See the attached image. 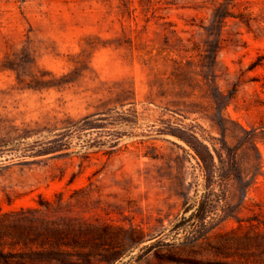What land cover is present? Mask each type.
Returning <instances> with one entry per match:
<instances>
[{
	"label": "rangeland",
	"instance_id": "374dc122",
	"mask_svg": "<svg viewBox=\"0 0 264 264\" xmlns=\"http://www.w3.org/2000/svg\"><path fill=\"white\" fill-rule=\"evenodd\" d=\"M0 264H264V0H0Z\"/></svg>",
	"mask_w": 264,
	"mask_h": 264
}]
</instances>
